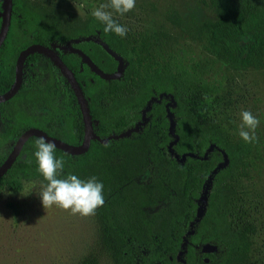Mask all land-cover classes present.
I'll return each mask as SVG.
<instances>
[{
  "label": "trees",
  "instance_id": "trees-1",
  "mask_svg": "<svg viewBox=\"0 0 264 264\" xmlns=\"http://www.w3.org/2000/svg\"><path fill=\"white\" fill-rule=\"evenodd\" d=\"M202 1L219 16L199 25L208 34L216 52L227 61L249 64L253 56L264 48V0ZM50 18L45 8L33 5L28 0H12L7 33L0 44V94L10 87L14 79L15 61L21 49L31 43L50 46L79 82L96 135L106 138L132 129L137 124H141L144 129L148 124H153L163 138L160 145L164 150V158L169 155L172 164L183 166L187 174L188 181L183 186L186 194L184 207L170 194L169 205L159 206L146 216L143 209L153 203L151 192L147 187L129 181V203L133 207L128 213L133 215V224L129 226L120 217L108 219V215L101 210V222L109 229L106 231L116 232L112 238L114 257L120 260L128 258L129 264H146L145 250L159 242L163 250L155 252L152 264H224L243 244L242 237L238 235L236 239H227L220 230L222 221L219 220L223 213L222 201L225 199L221 187L233 179L241 149L233 147L229 138L216 125L203 124L202 127L196 117L181 111V95L177 88L180 73L157 61L158 58L152 52L153 42H136L127 35L119 37L112 32L105 33L103 24L98 20L91 24V28L86 29L83 25L70 36L56 30H40L41 24ZM34 30L36 32L31 34ZM241 34L248 39L245 48L238 43ZM88 36L103 40L122 57L120 75L111 79L102 78L80 54L63 48L65 44L79 48L103 71L114 72L117 60L100 42ZM48 64L54 69L52 78ZM23 72V81L14 96L19 97L23 106L30 109L47 110L45 125L40 128L51 136L66 140L59 121L64 119L65 122L69 117L72 121L70 142L79 143L83 136V118L63 74L46 55L37 51L25 58ZM128 82L134 85L129 88ZM69 109L72 110L71 115ZM32 126L25 124L17 128L15 137ZM136 133L131 132V136ZM124 138L127 136L111 137L105 144L93 138L88 149L79 154L55 147V155L63 158L64 169L68 170L81 159H92V164L88 163V166L80 163V170L75 174L80 178L96 176L103 182V191L109 192L116 185L115 179L124 183L128 177H123L117 168L93 159L95 153L92 149L94 144L114 149L123 141L127 145V139ZM37 139L31 136L26 140L17 158L0 177V184L14 175L17 169H27L31 175L39 173L32 156ZM122 159L128 163V158ZM139 169L133 173H138ZM104 204L119 212L123 211L120 194L114 190L104 196L101 206ZM244 231L246 228L242 227L243 234Z\"/></svg>",
  "mask_w": 264,
  "mask_h": 264
},
{
  "label": "rangeland",
  "instance_id": "rangeland-1",
  "mask_svg": "<svg viewBox=\"0 0 264 264\" xmlns=\"http://www.w3.org/2000/svg\"><path fill=\"white\" fill-rule=\"evenodd\" d=\"M28 1L47 9L51 15L50 20L41 24L40 30H56L67 36L77 33L83 25L91 28L97 21L90 14L91 9L109 3V0ZM105 10L127 27L126 35L130 39L153 42L152 52L157 61L180 73L177 88L181 95V111L196 117L202 127L203 124L216 125L233 147L241 149L233 179L221 187L225 199L219 220L225 237L236 239L238 235L243 244L224 264H264V48L247 65L221 57L208 34L199 28L202 22L219 17L202 0H136L133 9L126 13ZM246 41L245 35L238 36L241 47H246ZM47 66L52 78L53 66ZM127 84L129 88L134 85L133 82ZM243 109L259 119L254 143H246L238 135ZM71 111H68L70 115ZM46 112L43 108L23 106L21 99L15 96L0 105V164L16 141L15 130L25 124L42 127L47 119ZM59 125L65 141L72 143L71 119L60 120ZM134 131L137 133L131 136ZM120 136H127L124 138L127 145L124 141L120 143L128 149L121 145H116L118 150H115L94 144L92 158L117 168L123 177H128L124 183L115 179L116 185L109 192L103 191L105 197L113 190L119 193L124 212L107 204L98 206L94 214L88 216L55 205L44 208L38 194L45 183L41 174L31 175L27 169H17L0 184V189H4L0 191V264H129L128 258L114 257L112 238L116 232L106 231L109 229L99 216L103 210L108 219L120 217L129 226L133 224V215L128 213L133 207L129 203V181L151 192L153 203L143 209L146 216L159 206L169 205L170 194L184 207L183 186L188 181L187 174L183 166L172 164L169 155L164 158L160 145L163 138L156 126L148 124L144 129L138 124ZM122 157L128 158V163H124ZM91 161L81 159L71 170L66 168L61 174H75L81 164L88 166ZM139 167V172L133 173ZM242 227L246 228L245 234L241 232ZM156 244L145 250L146 264H152L155 252L163 250L159 242Z\"/></svg>",
  "mask_w": 264,
  "mask_h": 264
},
{
  "label": "clouds",
  "instance_id": "clouds-1",
  "mask_svg": "<svg viewBox=\"0 0 264 264\" xmlns=\"http://www.w3.org/2000/svg\"><path fill=\"white\" fill-rule=\"evenodd\" d=\"M136 0H109L108 4L101 3L91 9V15L103 24L105 33L112 32L124 37L127 27L113 18L110 8L116 13H126L133 9ZM241 124L238 129L239 137L246 143L255 142V129L259 123L257 116L247 109L240 111ZM32 156L36 170L41 174L45 183L38 191L44 208L55 205L59 208L78 213L81 216L94 214L96 208L103 204V182L92 175L80 178L74 173L61 174L65 168L62 157L55 155V145L52 141L41 137L34 142ZM4 191V189H0ZM21 193V192H20ZM28 193V192H27ZM21 193V194H27Z\"/></svg>",
  "mask_w": 264,
  "mask_h": 264
},
{
  "label": "water",
  "instance_id": "water-1",
  "mask_svg": "<svg viewBox=\"0 0 264 264\" xmlns=\"http://www.w3.org/2000/svg\"><path fill=\"white\" fill-rule=\"evenodd\" d=\"M11 10H12V0H2V11L0 13L1 16V22H0V44L2 43L8 29L9 21L11 18ZM100 44L103 46V48L110 53L116 60H117V67L114 72H106L103 71L101 68H99L95 62L81 49L76 47H66V49L77 52L81 55L83 60H85L90 68L98 74L100 77L105 79H111L114 77H117L120 75L122 71L123 66V59L122 57L117 54L109 45L104 41H99ZM41 52L44 55H46L51 62L55 65V67L63 74L67 82L69 83L76 100L79 105V109L83 118V124H84V131H83V137L81 142L77 144L69 143L61 138L51 136L47 134L44 130L38 127H29L25 129L17 138L12 146L10 152L6 156V158L3 160V162L0 164V177L7 171V169L12 165L14 162L16 156L20 152L21 148L23 147L26 140L31 136H36L38 138H45L46 140H50L54 143L55 147L72 153V154H79L86 151L89 147L91 139L95 138L99 141L105 142L111 137H118L125 132L130 131L131 129H128L124 132H121L117 135H110L106 138H101L98 135L94 133L93 127H92V119L89 113L88 105L85 101V97L83 95L81 86L79 82L77 81L76 77L70 70V68L65 64V62L60 58V56L53 50L50 46L40 44V43H31L21 49L16 57L15 66H14V79L10 85V87L3 93L0 94V102H3L7 99H9L11 96L15 94V92L18 90L21 79H22V66L25 58L32 52ZM138 125V124H137ZM136 125V126H137ZM134 127V129L136 128Z\"/></svg>",
  "mask_w": 264,
  "mask_h": 264
},
{
  "label": "flooded vegetation",
  "instance_id": "flooded-vegetation-1",
  "mask_svg": "<svg viewBox=\"0 0 264 264\" xmlns=\"http://www.w3.org/2000/svg\"><path fill=\"white\" fill-rule=\"evenodd\" d=\"M63 48H66V44L63 46ZM53 49V48H52ZM54 50V49H53ZM66 50H68V49H66ZM56 52V51H55ZM57 53V52H56ZM24 63V62H23ZM53 64V63H52ZM54 65V64H53ZM61 73V72H60ZM23 74H24V72H23V66H22V79H21V83H22V81H23ZM21 85V84H20ZM20 87V86H19ZM19 89V88H18ZM75 96V95H74ZM11 98V97H10ZM9 98V99H10ZM76 98V97H75ZM8 100V99H7ZM6 101V100H5ZM4 102V101H3ZM1 103V102H0ZM79 106V105H78ZM33 127V126H32ZM83 127H84V124H83ZM29 128V127H28ZM27 129V128H26ZM24 131V130H23ZM22 131V132H23ZM83 131H84V129H83ZM21 134V133H20ZM83 137V136H82ZM81 142V141H80Z\"/></svg>",
  "mask_w": 264,
  "mask_h": 264
}]
</instances>
